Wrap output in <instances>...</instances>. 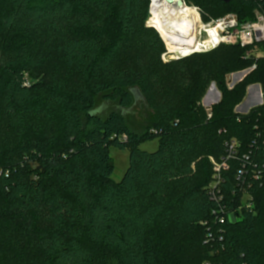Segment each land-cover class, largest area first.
Listing matches in <instances>:
<instances>
[{
	"label": "trees",
	"instance_id": "1",
	"mask_svg": "<svg viewBox=\"0 0 264 264\" xmlns=\"http://www.w3.org/2000/svg\"><path fill=\"white\" fill-rule=\"evenodd\" d=\"M186 1L205 21L264 10V0ZM149 4L0 0V264H264V104L235 111L249 85L264 89V59L221 45L164 62ZM211 83L221 98L207 110ZM102 103L113 104L105 116ZM137 106L140 130L126 115ZM155 138L157 150L139 148ZM110 148L129 151L120 181ZM241 185L257 215L233 222L223 213Z\"/></svg>",
	"mask_w": 264,
	"mask_h": 264
},
{
	"label": "built area",
	"instance_id": "2",
	"mask_svg": "<svg viewBox=\"0 0 264 264\" xmlns=\"http://www.w3.org/2000/svg\"><path fill=\"white\" fill-rule=\"evenodd\" d=\"M178 3H181V6L184 5L185 7L191 9L198 16V22L194 25V27L196 42L199 46L196 47V49H192V51L187 55L171 53L160 32L156 28L151 27L148 24L151 16L150 0L149 16L146 24L148 27L155 29L158 32L161 40L163 41L165 51L162 54V60L164 62L181 60L196 54L209 53L216 50L221 45H238L241 48L246 49L244 54V57L246 59H253L255 61H257L258 59H264V48L260 49V47H264V10H254L253 19L245 22H241L239 20V17L234 13H227L220 17H213L205 21L202 17V11L200 7L188 3L186 0H179ZM194 44L191 48L194 47ZM256 68L257 63L255 62L248 70V72L251 70H255ZM252 90H254L253 94ZM249 92L252 99L259 98L260 105L264 104V89L262 86L259 85L258 88L254 87L249 90ZM214 99L216 100L217 96ZM211 107L207 110H211ZM237 146L238 144L234 141L230 143L228 149L229 157L234 154ZM219 169L220 167H217V171H219Z\"/></svg>",
	"mask_w": 264,
	"mask_h": 264
},
{
	"label": "rangeland",
	"instance_id": "3",
	"mask_svg": "<svg viewBox=\"0 0 264 264\" xmlns=\"http://www.w3.org/2000/svg\"><path fill=\"white\" fill-rule=\"evenodd\" d=\"M221 14L222 13H220L219 15H221ZM219 15H216V16H219ZM263 48L264 47H262V48L260 47V49H263ZM243 72H244V75L240 79V77H238V74L243 73ZM247 72H248V70H243V71L231 73L229 75V78H228V86L233 87L235 84H237L238 82L243 80V78L247 75ZM234 82H235V84H234ZM211 84H213V83H211ZM211 84H210V86H211ZM256 85L259 86L260 84L254 83V84H251L248 86L246 96L244 97L243 101L235 107L236 112H237L236 108L242 104L243 105L240 108L241 111H244V109L250 108L253 105L252 103L250 105H245V103L248 101L249 98H251L250 94H249L251 91L249 92V90L254 88V86H256ZM210 86H209V88H210ZM209 88H208V90H209ZM252 91H253L252 92V94H253L254 90H252ZM216 96H217L216 92H211L210 93L211 101L212 100L214 101V98ZM204 97H203V99H204ZM203 99H202L201 103L204 106ZM98 105L100 106V109H101L100 113L102 116H105L113 108V104H111V103H102V104H98ZM258 106H261V105H258ZM258 106H256V107H258ZM251 109L252 108H250V110ZM146 113H147V111L145 109H143V107L137 106L134 109L130 110L129 113H127L126 115H127V118L129 119V122L131 123V125L133 127H135L136 129L140 130V127H141L142 123L144 122V120H143L144 115ZM239 114H241V113H239ZM139 148L142 150H145V151L153 152V151L157 150V148H158V139L155 138V139L143 141L139 144ZM110 156L112 158L113 165H114V173H113L112 178L115 181H120L122 176L124 175L125 171L127 170L128 165H129V151L128 150H120V149H116V148H110ZM231 201H232V206L229 207V209L225 210V212L223 213V216L225 218H227L228 220H231L233 222L238 221L240 219V212H242L243 210H246V209H252L253 212L255 213V215H257L255 198H254V196H252L248 192V190L244 186H242V185L240 186L238 196L235 198H232ZM256 225H257V240L260 243L261 253L264 254V217L259 218L257 220ZM154 230L158 233V235L160 237H162L163 239H167L169 231L160 230V227L158 225H156L154 227ZM261 247H262V249H261ZM181 257H183V260L187 259L186 254H182ZM111 264H116V262L113 260L111 262Z\"/></svg>",
	"mask_w": 264,
	"mask_h": 264
},
{
	"label": "bare ground",
	"instance_id": "4",
	"mask_svg": "<svg viewBox=\"0 0 264 264\" xmlns=\"http://www.w3.org/2000/svg\"><path fill=\"white\" fill-rule=\"evenodd\" d=\"M178 1L151 0V16L148 24L160 32L171 53L187 55L199 46L194 27L198 22V16L191 9L181 6ZM193 44L194 47L191 48Z\"/></svg>",
	"mask_w": 264,
	"mask_h": 264
},
{
	"label": "water",
	"instance_id": "5",
	"mask_svg": "<svg viewBox=\"0 0 264 264\" xmlns=\"http://www.w3.org/2000/svg\"><path fill=\"white\" fill-rule=\"evenodd\" d=\"M168 1L172 2V0H168ZM223 1H225V2H229L230 0H223ZM179 4H181V3H179ZM243 75H244V72H243V73H239V74H238V77H240V79H241V77H242ZM234 84H235V82H234ZM252 87H253V86H252ZM254 87L258 88V85L254 86ZM212 90H213L214 92H216V94H217V99L215 100V102H213V103L207 105L205 102H206V99H207L208 95L210 94V92H211ZM133 92H134V95H135V99H136V100L142 98V95L140 94V92H139L138 90H134ZM219 101H220V92L218 91V89H217L215 83H213V84H211L209 90L207 91V93H206V95H205V97H204V99H203V104H204V106L208 109V108H210L212 105L217 104ZM242 105H243V104H242ZM242 105L238 106V107L236 108V110H237L238 113L246 114V113L249 112L250 108L256 107V106L260 105V103H259V104H253L250 108H246V109H244V111H241V110H240V108L242 107Z\"/></svg>",
	"mask_w": 264,
	"mask_h": 264
}]
</instances>
